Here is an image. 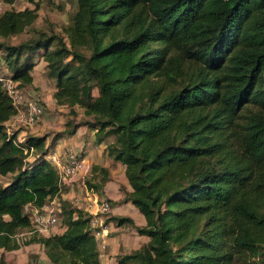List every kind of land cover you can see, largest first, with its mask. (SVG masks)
I'll list each match as a JSON object with an SVG mask.
<instances>
[{"label":"trees","instance_id":"1","mask_svg":"<svg viewBox=\"0 0 264 264\" xmlns=\"http://www.w3.org/2000/svg\"><path fill=\"white\" fill-rule=\"evenodd\" d=\"M75 4L61 34L32 28L17 42L36 13L0 11V68L20 88L44 61L56 103L83 108L97 140L114 137L107 154L145 223L109 219L148 237L118 264H264V0ZM16 113L0 83V248L38 243L52 264H101L88 212L67 201L61 233L19 235L32 229L24 207L62 190L45 155L71 129L17 140Z\"/></svg>","mask_w":264,"mask_h":264},{"label":"crops","instance_id":"2","mask_svg":"<svg viewBox=\"0 0 264 264\" xmlns=\"http://www.w3.org/2000/svg\"><path fill=\"white\" fill-rule=\"evenodd\" d=\"M39 66H41L42 72L45 74V62L39 60L32 71L33 83L35 69ZM54 90L55 86L52 85L51 92L46 94L48 102L47 105L44 106L41 121L35 126L28 127L26 130V127L21 129L17 128L14 124L16 120L19 122L18 116L16 115L12 116L7 121V124L15 129L17 134H20V138L26 133L34 135L47 134V144L50 142L54 133L71 129L69 133L60 135L54 141L49 147V151L45 157L51 162L53 158H60L63 153L70 148L84 155L86 158V165L82 171L71 178L67 185L63 186L59 195H55L51 198L60 203L67 201L73 206L85 211L86 207L93 201L108 199L111 203L110 215L129 217L133 220L134 225H144L145 219L142 213L130 201L125 200L127 193L130 192L132 188L126 177L124 164L107 154V146L113 142L114 137L109 135L97 140L96 127L80 124V121L84 120V118L89 119V117L84 116L83 108L75 106L74 110L76 115H73L68 106L56 103L53 97ZM89 184L92 186L95 185L97 188L90 187ZM75 198L79 200L77 204L74 203ZM107 222L109 229L102 238L105 249H99L101 264H112L114 254L118 251L117 247L120 246L124 240H128L129 234L135 236L136 240L140 242L135 249L141 247L148 241V237L138 234L135 227L131 224L125 223L118 225L110 219H108ZM59 223L60 227L58 228L55 226L56 228L52 233H61L64 230L65 226L62 224L61 219ZM25 230L27 229L20 232H25L20 236H27L32 233V229ZM124 232H128V234ZM119 238L120 242L118 241ZM28 245H37L41 249V261L39 260L38 264H52L44 253L42 246L38 243H30L12 250H3L0 248V250L5 252V258H3V256L1 257L3 264L5 263L4 259L5 261L6 259L8 260L7 255H9L10 258L16 251H23L22 248ZM26 255L27 253L20 254L18 256V262L22 264L27 260ZM12 264L15 263L12 262ZM23 264H25V262Z\"/></svg>","mask_w":264,"mask_h":264},{"label":"built area","instance_id":"3","mask_svg":"<svg viewBox=\"0 0 264 264\" xmlns=\"http://www.w3.org/2000/svg\"><path fill=\"white\" fill-rule=\"evenodd\" d=\"M3 6L5 7L6 4L0 1V11L4 9ZM0 83L17 110L15 115L18 116L19 122L30 126L41 119L43 114L42 105L36 98L27 99L18 87V83L10 75L0 74ZM51 163L57 170L58 184L62 189L73 176L85 168L86 158L80 152L69 148L60 158H53ZM78 202V198H75L74 203L77 204ZM24 209L31 219L32 231L49 234L59 223L62 205L55 199L50 198L40 208L26 205ZM110 210L111 203L108 199L95 200L86 207L89 214V227L97 240L98 250L105 249L102 238L109 229L107 220L109 219Z\"/></svg>","mask_w":264,"mask_h":264},{"label":"rangeland","instance_id":"4","mask_svg":"<svg viewBox=\"0 0 264 264\" xmlns=\"http://www.w3.org/2000/svg\"><path fill=\"white\" fill-rule=\"evenodd\" d=\"M3 8H12L14 10H20V11L24 10L25 8H28L34 10V12L36 13V18L34 19L30 27H27L24 32L14 35L12 38L9 39L12 42H17L24 39L28 34V32L32 30V28H37L47 33L53 31L55 33L61 34L63 31V26L68 24L70 15L74 12L76 8V4H75V0H13L11 4L6 5L5 7L3 6ZM35 70L36 71L34 73V83L32 82V84L30 85H20V90L27 99L36 98L44 109V106L47 105L48 102V99H46L47 98L46 94L51 92L52 85L54 84L52 80L46 78V75L43 74L41 66L37 67ZM0 74L7 75L8 71L0 68ZM94 92L96 93V90H94ZM40 121L41 119L35 124L30 126L22 124L21 122H17V120L15 121L14 124L19 129L26 127L25 128L26 130L28 127L35 126ZM19 135L20 134H17L16 137L17 140L20 139L21 137ZM56 227L59 228L60 223H58ZM56 227H54L51 232H53V230H55ZM23 233L25 232H22L19 235H22ZM124 233L128 234V232H124ZM128 237H129L128 240H124L120 244V246L117 247L118 251H116V253L114 254L113 257L114 259L112 260V264H118L119 255L132 251L133 249L138 247L137 246L138 244H140L139 240H136L135 236L129 234ZM118 241L120 242V238ZM22 249L23 251H16L14 255L11 256L10 258L9 255L6 254L8 256V260L6 259L5 261L4 259L5 262L4 264H12V262H14L15 264H21L20 262H18V256L20 254H26V253H27L26 255L27 260L24 261L25 264H38L39 260L41 261L40 259L41 249L37 245H28L26 247H23ZM2 256L3 258H5V252L0 250V259ZM255 264H262V263L256 261Z\"/></svg>","mask_w":264,"mask_h":264}]
</instances>
